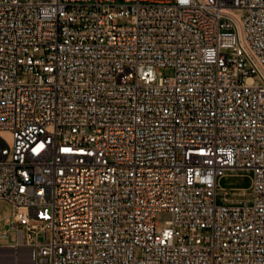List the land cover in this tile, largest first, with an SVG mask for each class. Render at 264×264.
I'll use <instances>...</instances> for the list:
<instances>
[{
  "label": "built area",
  "instance_id": "1",
  "mask_svg": "<svg viewBox=\"0 0 264 264\" xmlns=\"http://www.w3.org/2000/svg\"><path fill=\"white\" fill-rule=\"evenodd\" d=\"M0 200L9 264H264V0H0Z\"/></svg>",
  "mask_w": 264,
  "mask_h": 264
},
{
  "label": "rangeland",
  "instance_id": "2",
  "mask_svg": "<svg viewBox=\"0 0 264 264\" xmlns=\"http://www.w3.org/2000/svg\"><path fill=\"white\" fill-rule=\"evenodd\" d=\"M174 70L172 68L162 69L159 73V77L172 76ZM240 174H231L228 177L224 178L221 183V190L219 194L218 201L219 203H229V204H238L240 202H247L251 198L250 186H251V177L249 172L240 171ZM240 189V190H238ZM227 199V202H224L222 199ZM12 214V207L6 201L0 200V215L6 217V222H9L10 216ZM172 216L170 212H159L156 216V222L158 223V230H162L166 222L171 220ZM6 241L9 244H14L18 242V235L15 230L11 231ZM0 253H5L3 250H0ZM139 255V254H138Z\"/></svg>",
  "mask_w": 264,
  "mask_h": 264
},
{
  "label": "bare ground",
  "instance_id": "3",
  "mask_svg": "<svg viewBox=\"0 0 264 264\" xmlns=\"http://www.w3.org/2000/svg\"><path fill=\"white\" fill-rule=\"evenodd\" d=\"M237 173H238V172H237L236 170H233L232 172L228 173L225 177L221 178L220 183H219V186H218V194H220L222 180H223L224 178L228 177V175H231V174H237ZM238 174H240V173H238ZM250 189H251V186H250ZM238 190H240V189H238ZM222 200H223L224 202H227V201H226L227 199H224V198H223Z\"/></svg>",
  "mask_w": 264,
  "mask_h": 264
},
{
  "label": "crops",
  "instance_id": "4",
  "mask_svg": "<svg viewBox=\"0 0 264 264\" xmlns=\"http://www.w3.org/2000/svg\"><path fill=\"white\" fill-rule=\"evenodd\" d=\"M10 263V261L8 260H2V261H0V264H9Z\"/></svg>",
  "mask_w": 264,
  "mask_h": 264
}]
</instances>
